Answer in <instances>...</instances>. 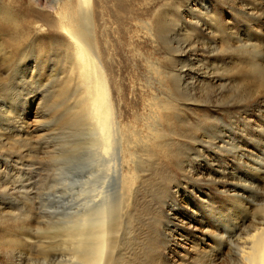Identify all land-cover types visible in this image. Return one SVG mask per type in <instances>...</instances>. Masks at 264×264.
Returning a JSON list of instances; mask_svg holds the SVG:
<instances>
[{
  "label": "rangeland",
  "instance_id": "rangeland-1",
  "mask_svg": "<svg viewBox=\"0 0 264 264\" xmlns=\"http://www.w3.org/2000/svg\"><path fill=\"white\" fill-rule=\"evenodd\" d=\"M168 1L171 0L160 3ZM4 5L13 8L18 24L0 17V107L11 108L10 104L16 102L18 105L16 113L9 115L14 117L13 125L0 130V226H18L14 227L12 238L19 236L26 247L21 251V261L14 264H26L36 257L40 246L36 229L46 221L67 222L80 204L79 192L90 189L94 196L93 187L99 179H106L105 174L96 170V183L88 186L89 176L93 179L90 173L106 165L109 168L112 156L104 158L91 149L87 131L75 134L68 129L52 130L56 126L51 124L60 111L48 112L41 97L49 95V88L57 90L54 78L64 77L65 72L56 67L51 72L49 64H58L59 58L53 54L47 31L35 26L39 15L27 13V8L31 9L36 2L4 0ZM40 6L50 8L47 0H40ZM190 7L195 8L193 13ZM180 14L181 21L189 20L188 29L184 32L180 21L178 37L173 35L176 40L169 48L159 41L158 46L137 38L140 34L134 37L137 49L160 58V65L174 53L169 69L182 76L177 94L186 93L189 98L181 107L180 119L186 121L179 122H197L199 127L195 139L186 142L181 147L180 158L174 159L178 165L172 159L164 166L166 173H170L169 193L159 202L142 198L145 207L138 203L140 198H135L134 255L141 256L137 264L152 261L153 264H202L207 254L220 259L226 249L217 245V237L224 233L218 220L227 209L236 212L233 202L236 194L243 193L247 200L251 195L245 187L263 183L264 173L254 168L259 166V157L264 156V82L248 69L256 64L264 67V0H188ZM210 15L218 20H210ZM127 37L125 34L126 40ZM244 44L259 55L247 57L241 51ZM25 47L32 49V54L21 62L28 68L24 76L26 84H20L16 88L19 96L8 101L12 94L1 93V88L9 82L12 86L19 84L13 81L14 69L21 64L19 55ZM136 55L125 47L121 56L116 55L115 63L123 73L138 78L143 67L134 59ZM37 60L45 63V68ZM58 102L59 99L50 97L48 105ZM40 103L44 110H39ZM128 110L130 107L126 109L130 114ZM175 120L177 124L178 119ZM76 138L84 140L83 147L76 156L64 161L62 156H69L66 151L69 146L64 144ZM53 154L59 159L53 161ZM158 214L160 222H156ZM12 216L18 217L17 222L10 220ZM25 219L29 228L22 230L19 225ZM228 236L224 239L228 240ZM143 249L148 254H143ZM5 251L0 244V264L9 256Z\"/></svg>",
  "mask_w": 264,
  "mask_h": 264
},
{
  "label": "bare ground",
  "instance_id": "bare-ground-1",
  "mask_svg": "<svg viewBox=\"0 0 264 264\" xmlns=\"http://www.w3.org/2000/svg\"><path fill=\"white\" fill-rule=\"evenodd\" d=\"M33 1L36 5L27 8V13L39 15L35 26L47 31L53 54L59 58L58 64H49L51 72L55 67L65 72L64 77L57 75L54 78L57 90L49 88V95L41 97L48 106V112L60 111L59 117L51 124L56 126L52 130L68 129L75 134L87 131L89 147L104 158L112 156V163L109 168L106 165V168L92 171L90 175L93 179L88 175V186L95 185L96 170L105 174L106 179H99L93 187L94 196L89 193L90 189H80V204L67 222L46 221L43 227L36 229L40 246L37 247L36 257L26 264H137L141 256L138 252L137 256L134 255L136 237L132 228H137L133 224L135 198H140L138 203H142V198L153 203L169 193L170 173H166L164 166L167 167L172 159L180 158L181 147L195 139L198 123L179 122L186 121L180 119L183 113L181 107L189 98L186 93L177 94L181 89L182 76L169 69L174 53L164 58L163 67L164 63H159L160 58L137 49L134 37L140 34L137 38L157 45L159 41L169 48L178 37L176 31L180 27V11L188 0H171L163 4L160 0H47L50 8L40 6V0ZM190 8L193 13L195 8ZM0 17L18 24L13 8L4 5V0H0ZM209 19L217 21L218 17L210 15ZM182 21L185 32L189 20ZM182 39L186 40L183 36ZM229 46L232 47V44ZM125 47L136 52L134 59L139 60L143 67L138 78L123 73L115 63L116 55L121 56ZM231 47L229 50L233 52ZM241 48L247 57L259 55L250 45L244 44ZM31 54L30 47L23 48L19 62ZM35 62L45 68L42 61ZM263 68L256 64L248 70L264 82ZM27 70L22 63L18 64L13 81L19 84L12 86L9 82L2 86L1 93L12 94L8 101L19 96L16 88L26 84L24 76ZM50 97L59 99V102L49 106ZM10 105L11 108L0 107V130L13 125L14 117L9 115L16 113L18 102ZM40 105L39 110H44V106ZM128 107L130 114L126 111ZM175 119H178L177 124ZM73 140L64 144L69 146L66 150L69 156H62L64 161L76 156L85 143L79 138ZM259 158V166L254 169L264 173V156ZM58 159L53 154L52 160ZM174 163L178 165L176 161ZM262 178L261 185L252 183L249 188L245 187L251 195L247 200L243 198V193L236 194L233 201L235 213L227 209L218 220L224 233L217 237V245H220L219 249L224 246L226 253L217 260L207 254L202 264H264ZM142 211L145 212V208ZM160 218L158 214L156 222H160ZM10 220L17 222L18 217L12 216ZM19 226L22 230L29 228L26 219ZM14 227L18 226H0V244L9 255L1 264H14L23 255L21 251L25 241L19 236L12 238ZM226 234H229L228 240L224 239ZM142 253L148 254L144 249Z\"/></svg>",
  "mask_w": 264,
  "mask_h": 264
}]
</instances>
